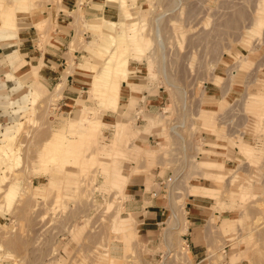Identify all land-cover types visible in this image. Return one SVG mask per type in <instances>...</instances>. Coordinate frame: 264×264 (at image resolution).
I'll list each match as a JSON object with an SVG mask.
<instances>
[{"label": "rangeland", "instance_id": "1", "mask_svg": "<svg viewBox=\"0 0 264 264\" xmlns=\"http://www.w3.org/2000/svg\"><path fill=\"white\" fill-rule=\"evenodd\" d=\"M262 49L264 0H0V264H264ZM155 131L178 165L147 240L122 174L160 166Z\"/></svg>", "mask_w": 264, "mask_h": 264}, {"label": "crops", "instance_id": "2", "mask_svg": "<svg viewBox=\"0 0 264 264\" xmlns=\"http://www.w3.org/2000/svg\"><path fill=\"white\" fill-rule=\"evenodd\" d=\"M68 24L63 23V27H67ZM62 28V27H61ZM55 43L57 44L55 49L51 48V54L47 55L46 59L47 62H50L51 65L59 64L65 59V54L67 51L61 52V45L63 47L65 44H68V36H69V30L66 29H60V27L55 32ZM67 46V45H66ZM58 48V49H57ZM50 50V49H49ZM261 55L264 56V49L260 50ZM261 73L264 75V62H261ZM50 66V64H49ZM80 70V71H76ZM74 71L75 78H70V81H79L83 75H86L85 73L81 72V69H76ZM59 70L50 71L52 75H49V78L55 77ZM69 78V76H68ZM76 88V87H74ZM71 98V97H70ZM75 99V98H73ZM141 105L144 106L146 102H144V99L141 101ZM63 105H66L67 103L63 102ZM157 104L154 103V106ZM140 107V106H139ZM112 111H109V115H112L110 113ZM146 136H142L143 143H146L148 145H151V143H154V145L159 144L162 142V145L166 147V153L164 156H162L158 162L155 165V168H151L149 170H146L144 172H148L146 174L141 175H134V174H122L124 176L123 181V187L124 192L126 195L125 199V208L128 210V215H131L132 220H135L137 222V228L136 231L139 235L142 237L147 238L149 240L151 237H154L155 234H157L158 226L162 223V221L165 219L166 215V205L169 204V200L166 197L167 193L166 185L169 180V177L172 176V174L175 172L173 168H165L163 165H178L173 158V156L169 155V147L166 144V140L164 139V136L159 135L160 131H155L153 133H142ZM203 138H206L203 136ZM209 145L204 142V151L208 148ZM173 149V147H172ZM218 150H223L216 148V152ZM224 154L225 151H220ZM171 153H175L174 150H171ZM69 154H75L74 152H68ZM204 155L205 152H202ZM76 155V154H75ZM175 155V154H173ZM172 157V158H171ZM122 180V179H121ZM191 195L187 197L189 201H186V207H187V213H188V221H189V233H193L191 235V238L188 239L189 242V250L192 253V256L196 260L198 258L197 253H203L201 248H204V245L197 243V237L199 233L202 232L201 226L204 225V221L208 219L206 216L198 210V206L194 203L195 199L190 198ZM127 219V218H126ZM202 234V233H201ZM201 250V251H200ZM194 252V253H193ZM205 253V252H204ZM204 258V257H202ZM203 260V259H202Z\"/></svg>", "mask_w": 264, "mask_h": 264}, {"label": "bare ground", "instance_id": "3", "mask_svg": "<svg viewBox=\"0 0 264 264\" xmlns=\"http://www.w3.org/2000/svg\"><path fill=\"white\" fill-rule=\"evenodd\" d=\"M91 131V130H90ZM54 141H53V143H51V145L52 144H54L55 145V147H56V149L58 150L59 148H62L63 146H64V144L66 143V134H64L63 132H55L54 133ZM49 143V144H50ZM82 143V142H81ZM51 150V148L49 149V151ZM55 150V148L52 150V151H54ZM59 151V150H58ZM75 156H77V155H75V154H66V156H65V158L67 159H70V158H74Z\"/></svg>", "mask_w": 264, "mask_h": 264}, {"label": "built area", "instance_id": "4", "mask_svg": "<svg viewBox=\"0 0 264 264\" xmlns=\"http://www.w3.org/2000/svg\"><path fill=\"white\" fill-rule=\"evenodd\" d=\"M166 113V111H164ZM184 126V122L172 124L170 127V130L172 133H177V130L179 128H182Z\"/></svg>", "mask_w": 264, "mask_h": 264}]
</instances>
